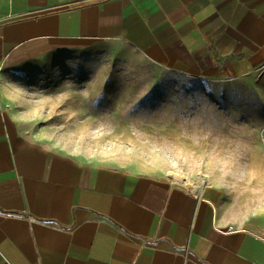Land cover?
I'll list each match as a JSON object with an SVG mask.
<instances>
[{
  "label": "crops",
  "instance_id": "0c3cea01",
  "mask_svg": "<svg viewBox=\"0 0 264 264\" xmlns=\"http://www.w3.org/2000/svg\"><path fill=\"white\" fill-rule=\"evenodd\" d=\"M124 40L165 65H264V0H0V264H264L216 193L96 165L24 136L2 80L41 56Z\"/></svg>",
  "mask_w": 264,
  "mask_h": 264
},
{
  "label": "rangeland",
  "instance_id": "374dc122",
  "mask_svg": "<svg viewBox=\"0 0 264 264\" xmlns=\"http://www.w3.org/2000/svg\"><path fill=\"white\" fill-rule=\"evenodd\" d=\"M2 89L24 136L88 163L206 186L231 222L264 236V65L219 55L158 64L118 39L41 56Z\"/></svg>",
  "mask_w": 264,
  "mask_h": 264
},
{
  "label": "trees",
  "instance_id": "16d2710c",
  "mask_svg": "<svg viewBox=\"0 0 264 264\" xmlns=\"http://www.w3.org/2000/svg\"><path fill=\"white\" fill-rule=\"evenodd\" d=\"M211 49L213 50V54L217 56V53L214 51V47L211 46Z\"/></svg>",
  "mask_w": 264,
  "mask_h": 264
},
{
  "label": "bare ground",
  "instance_id": "6f19581e",
  "mask_svg": "<svg viewBox=\"0 0 264 264\" xmlns=\"http://www.w3.org/2000/svg\"><path fill=\"white\" fill-rule=\"evenodd\" d=\"M175 179L181 180V177L179 176H174Z\"/></svg>",
  "mask_w": 264,
  "mask_h": 264
}]
</instances>
